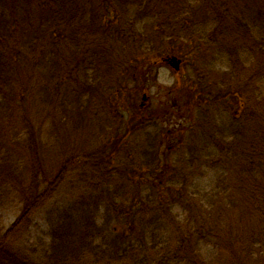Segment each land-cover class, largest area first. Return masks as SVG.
Wrapping results in <instances>:
<instances>
[{"label": "trees", "instance_id": "16d2710c", "mask_svg": "<svg viewBox=\"0 0 264 264\" xmlns=\"http://www.w3.org/2000/svg\"><path fill=\"white\" fill-rule=\"evenodd\" d=\"M190 35L209 52L208 61L228 62L226 72L217 69L218 78L232 74L233 66L240 71L244 54L252 60L249 82L264 81V0H0V264H176L184 252L198 256L191 264H221L220 251L209 261L203 257L210 245L223 243L218 234L234 220L225 213L237 205L229 188L244 172L260 177L248 183L250 226L246 238L235 229L225 242L236 246L234 254L250 253L248 263L264 264L255 254L264 247L255 246L264 242V137L259 148L238 136L245 137L249 113L264 136V88L228 129L204 114L203 128L212 131L200 136V161L192 154L187 172L176 170L169 183L178 190L169 196L132 177L134 165L151 174L160 165L148 149L135 147L137 158L125 149L135 129L124 130L125 143L97 152L92 177L75 171L84 157L71 149L81 114L86 105L96 115L109 112L113 81L108 88L104 81L110 73L126 75L128 85L140 59L176 43L181 48ZM113 159L119 163L114 172L107 170ZM199 169L200 186L192 181ZM10 203L19 212L5 226L1 210ZM49 203L56 207L46 236L42 244L31 242L33 221ZM175 205L189 217L186 224L176 220Z\"/></svg>", "mask_w": 264, "mask_h": 264}, {"label": "rangeland", "instance_id": "374dc122", "mask_svg": "<svg viewBox=\"0 0 264 264\" xmlns=\"http://www.w3.org/2000/svg\"><path fill=\"white\" fill-rule=\"evenodd\" d=\"M198 31H200V28ZM195 37L194 35H190V42L186 41L182 43L181 48L176 43L172 47H166L165 53L155 54L154 56L150 55L149 58L140 59L135 64L137 69V74L134 76L135 79L130 80L128 85L125 82L126 75L122 76L121 73H118L114 77V72L110 73V76L104 81L105 88H108V82L110 80L113 81V93L111 95L112 100L109 102V112L97 113L98 115H96L94 114V107L86 105L83 109L86 111H83L81 114L84 122H82L80 134L75 133L80 137L71 146V149L79 153L82 152L81 154L84 157L79 158L77 165L74 166L76 167L75 171L90 173L89 176L92 177L93 168L90 169V164L99 158L96 155L97 152L102 150L105 147L104 145L114 147L117 143H119L118 146L125 143L130 137L126 139L123 135L124 130L126 128L131 130L135 129L132 137L127 141L129 143L125 145L127 146L125 149H132L133 151L131 153L136 158L141 156V154L137 155L139 149H135V147L140 146V152L147 151L148 149V156H152L154 153H156V156L158 155L160 165L154 174H151L152 171H149L144 166L134 165L136 169H134L135 171H133L132 177L136 178L134 180L141 178L143 183H146L154 189L163 190L169 196V193L178 190L177 187L169 183L171 176L176 175V170H181L182 173H186V170H188L186 161H188L192 154L200 161V136H204V132L206 131H212V128L207 130L203 128L206 126L203 124L205 117L214 119L216 125L222 123V128L224 129L231 127L229 122L232 120L233 123L234 120L232 118H244L246 113L252 108L247 107V103L249 102L248 98L252 97V95H257L259 90L264 88V81L255 85L249 82V70L251 69L252 60L247 61L246 56L243 54L242 61L245 63V66L240 71H237L236 66H233L230 71L232 74L225 75V78L220 79L218 77L222 72H218L217 69L226 72L228 70V62L222 63L220 59H217L215 63L211 60L208 61V57L206 56H208L209 52H206L204 47H200V42H193ZM173 49L176 51L172 52ZM171 56H176L181 59L179 70H176L164 61V59ZM226 59L233 61V59L227 57V54ZM162 67L170 71L173 77L171 84L161 83L159 81V70ZM213 69L215 70L214 72ZM146 71L149 74L146 75ZM257 87L258 89H256ZM220 91L221 93H219ZM217 94L221 96L220 102L215 98ZM144 96L147 97V100H144ZM222 102L224 105H219ZM226 103H228L227 108L225 107ZM115 114H118V120H115ZM247 115L244 126L245 137L244 133L238 136L243 140L245 138V144L253 141L259 148H262V139L264 136L261 132L262 130L258 129L259 119L258 117L251 118L253 116L251 113ZM112 126L115 130H111ZM115 135H117L118 141L115 140ZM166 136H168V139H166ZM216 137H219V135H216ZM120 141L122 142L120 143ZM129 162L131 163V161ZM110 163L108 167L110 169L107 170L114 172L115 168L119 165L118 159H113ZM160 171L164 174L161 177L159 175ZM116 172L118 171L116 170ZM210 173L212 174L214 172L211 171ZM231 173L232 171L224 169L225 175ZM234 177L232 178L233 181ZM255 178L260 180V177L257 175L253 176L251 173L246 174L244 172L236 180V186L229 188L231 189V194H233L231 196L232 199L237 200V205L235 208L232 207L227 210L225 214L228 219L234 215V220L228 221L229 227L227 230H223L218 234L223 242L221 244L222 248L219 245H216L215 248L210 245L206 248L207 250L205 252L208 254L203 257L204 260L209 261L214 254L217 255L220 251L218 256L221 258V264H228L229 262L235 263L231 260H235L240 264H262L261 261L258 263H248L246 258L250 253L247 254L246 250H240V256L237 253L234 254V251H236L232 248L236 247L234 245L232 247L229 246L233 251L232 254L227 242H225L227 237L230 238L231 234L233 235L235 229L237 237L238 233H242L243 229L244 238H246V232L249 229L251 221L250 209L253 208L251 206L252 201H248L250 197L249 192L252 190L248 186V183L254 181ZM192 181L194 183L199 182L200 186V169L195 173ZM205 189L209 192L216 191V189L208 184ZM220 192V195L225 194L224 190H220ZM58 197L64 203L67 201L63 194ZM50 203L39 210V213L33 221V233L30 237L31 242L42 244V240L46 236L48 231V213L50 209L56 207L54 206L55 203L52 204L54 207L50 206ZM173 211L175 215L177 214V221H180L182 224L187 223L189 217L180 206L175 205ZM18 212V206L12 203L7 204L1 210L3 224L9 226L17 218ZM230 224L231 232L228 231ZM262 245H264V242H257L255 244L258 248ZM187 254L184 252V257H181L177 263L181 260V264H191V261L196 257L198 259L196 255L192 260L190 257L192 255L190 254L189 256ZM255 254L264 256V247L263 251ZM238 256L241 259L240 261Z\"/></svg>", "mask_w": 264, "mask_h": 264}, {"label": "clouds", "instance_id": "9594fccd", "mask_svg": "<svg viewBox=\"0 0 264 264\" xmlns=\"http://www.w3.org/2000/svg\"><path fill=\"white\" fill-rule=\"evenodd\" d=\"M158 79L161 83L171 84L173 77L171 76L170 71L167 68L162 67L159 70Z\"/></svg>", "mask_w": 264, "mask_h": 264}, {"label": "water", "instance_id": "95a60500", "mask_svg": "<svg viewBox=\"0 0 264 264\" xmlns=\"http://www.w3.org/2000/svg\"><path fill=\"white\" fill-rule=\"evenodd\" d=\"M166 61L170 63L176 70L180 69L181 59L176 56L167 57Z\"/></svg>", "mask_w": 264, "mask_h": 264}, {"label": "flooded vegetation", "instance_id": "af4514ba", "mask_svg": "<svg viewBox=\"0 0 264 264\" xmlns=\"http://www.w3.org/2000/svg\"><path fill=\"white\" fill-rule=\"evenodd\" d=\"M169 132H171V131H169ZM166 139H168V136H166Z\"/></svg>", "mask_w": 264, "mask_h": 264}]
</instances>
